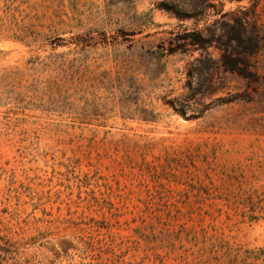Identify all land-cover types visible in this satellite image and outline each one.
<instances>
[{
    "label": "rangeland",
    "instance_id": "obj_1",
    "mask_svg": "<svg viewBox=\"0 0 264 264\" xmlns=\"http://www.w3.org/2000/svg\"><path fill=\"white\" fill-rule=\"evenodd\" d=\"M252 4L0 0V264H243L226 248L264 249V43L254 80L219 65L241 10L264 36ZM22 24L32 35L13 37ZM122 87L138 90L127 109Z\"/></svg>",
    "mask_w": 264,
    "mask_h": 264
},
{
    "label": "trees",
    "instance_id": "obj_2",
    "mask_svg": "<svg viewBox=\"0 0 264 264\" xmlns=\"http://www.w3.org/2000/svg\"><path fill=\"white\" fill-rule=\"evenodd\" d=\"M259 3V0H253L252 6H256ZM242 17L235 18L233 20V23L231 25L227 26V29L225 31L226 38L225 40H219L220 45L224 47L223 53L219 59V65L223 70H236L238 73L242 74V77H249L245 73H248L254 80V75L256 72L251 69L252 62L250 61V57L257 54V52L261 49V46L264 43V36L260 32V27L257 24L258 16L255 12V9H252L250 12V15L248 13H245L243 10H241ZM30 30H28V27L24 24L22 25H16V28L12 32V36L18 39H24L28 36H31ZM36 37V36H33ZM51 40H54L55 38H60L59 33H55V35L48 36ZM236 41L238 44V47L235 48L232 46L231 41ZM205 42H208L209 40H202ZM170 52L173 50H169ZM156 54L160 55L159 52H156ZM164 55V54H163ZM131 88H118V91L113 92V97L116 95L125 96L123 98L122 102L126 103L125 107L126 109L130 107L131 105V99L133 95H137L138 90H130ZM129 97L131 99H129ZM174 107L183 115H186L188 106H186L183 103H175ZM202 110H199L197 114L201 113ZM146 113V114H145ZM149 112H146L144 110V113L140 114L142 119H148ZM194 114V112H191L190 116L197 115ZM254 211V210H252ZM249 216V218H256L258 217L253 212L250 214H246ZM228 252H233V257L235 260L239 257L240 261L243 264H252V259H259L262 258L264 262V249L258 248V250L253 249H241V247H237L235 249L226 248Z\"/></svg>",
    "mask_w": 264,
    "mask_h": 264
}]
</instances>
